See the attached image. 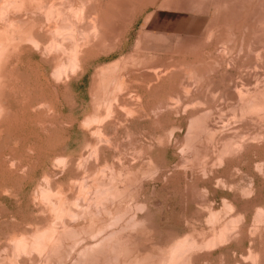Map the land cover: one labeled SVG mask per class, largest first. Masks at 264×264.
<instances>
[{
  "label": "rangeland",
  "instance_id": "obj_1",
  "mask_svg": "<svg viewBox=\"0 0 264 264\" xmlns=\"http://www.w3.org/2000/svg\"><path fill=\"white\" fill-rule=\"evenodd\" d=\"M0 264H264V0H0Z\"/></svg>",
  "mask_w": 264,
  "mask_h": 264
}]
</instances>
